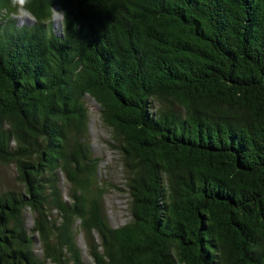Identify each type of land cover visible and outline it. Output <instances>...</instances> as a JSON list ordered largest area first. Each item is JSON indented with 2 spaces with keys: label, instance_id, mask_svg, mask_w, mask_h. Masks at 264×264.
I'll use <instances>...</instances> for the list:
<instances>
[{
  "label": "trees",
  "instance_id": "16d2710c",
  "mask_svg": "<svg viewBox=\"0 0 264 264\" xmlns=\"http://www.w3.org/2000/svg\"><path fill=\"white\" fill-rule=\"evenodd\" d=\"M30 8L39 27L0 18V163L23 187L0 192V264H86L80 233L94 264H264V0ZM52 8L66 14L59 33ZM86 96L128 174L132 219L119 228Z\"/></svg>",
  "mask_w": 264,
  "mask_h": 264
},
{
  "label": "rangeland",
  "instance_id": "374dc122",
  "mask_svg": "<svg viewBox=\"0 0 264 264\" xmlns=\"http://www.w3.org/2000/svg\"><path fill=\"white\" fill-rule=\"evenodd\" d=\"M59 11V9H56ZM52 29L59 33L60 28ZM87 107V138L92 157L98 160L96 178L104 190L103 207L107 220L111 227L119 228L128 224L131 219V198L127 188L128 174L124 169L123 157L118 150L119 142L114 139L111 129L106 126L100 116L99 105L90 97L84 98ZM60 189L65 195L67 183L60 175ZM22 185L17 180V173L13 164L0 163V192L21 193ZM32 214L25 212V222L28 228H32ZM78 245L81 249L84 262L94 264L89 256L87 243L84 235L77 236ZM38 254L41 253L39 244L35 245Z\"/></svg>",
  "mask_w": 264,
  "mask_h": 264
},
{
  "label": "clouds",
  "instance_id": "9594fccd",
  "mask_svg": "<svg viewBox=\"0 0 264 264\" xmlns=\"http://www.w3.org/2000/svg\"><path fill=\"white\" fill-rule=\"evenodd\" d=\"M31 0H8L7 7L0 8V18L14 20L19 28H36L40 26V21L30 8ZM49 24L54 27L65 28L67 24L64 11L52 8V15ZM75 28V25H74Z\"/></svg>",
  "mask_w": 264,
  "mask_h": 264
}]
</instances>
